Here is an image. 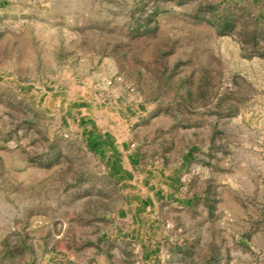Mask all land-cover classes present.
<instances>
[{
  "label": "rangeland",
  "instance_id": "obj_1",
  "mask_svg": "<svg viewBox=\"0 0 264 264\" xmlns=\"http://www.w3.org/2000/svg\"><path fill=\"white\" fill-rule=\"evenodd\" d=\"M0 264H264V0H0Z\"/></svg>",
  "mask_w": 264,
  "mask_h": 264
},
{
  "label": "crops",
  "instance_id": "obj_2",
  "mask_svg": "<svg viewBox=\"0 0 264 264\" xmlns=\"http://www.w3.org/2000/svg\"><path fill=\"white\" fill-rule=\"evenodd\" d=\"M99 141H96V143L94 144V146L99 145V151L101 152H105L106 150H108L110 147L106 146L107 140L106 139H98ZM112 149H115V147H111ZM117 150V149H116ZM120 165H123L122 163L116 164L115 165V169H121ZM123 167V166H122Z\"/></svg>",
  "mask_w": 264,
  "mask_h": 264
}]
</instances>
